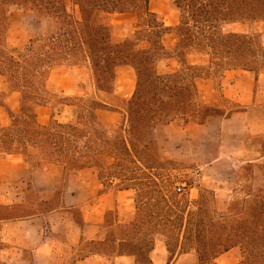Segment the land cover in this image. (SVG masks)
<instances>
[{
    "label": "trees",
    "instance_id": "trees-1",
    "mask_svg": "<svg viewBox=\"0 0 264 264\" xmlns=\"http://www.w3.org/2000/svg\"><path fill=\"white\" fill-rule=\"evenodd\" d=\"M150 2L0 0V74L10 90L20 94V109L14 111L6 104V93H0V107L9 118L7 124L0 120V154H20L31 169L48 164L70 171L94 167L102 180V169L120 167L126 158L153 169L160 161V146L150 137L151 131L177 118L203 123L213 114L200 99L199 78L220 80L227 71L237 69L255 77L264 72L261 34L224 29L229 24L264 21V0H172L179 9L173 26L151 10ZM17 11L35 13L40 24L50 22L49 31L33 37L26 49L8 42L11 16ZM128 12L138 13L139 27L115 43L109 19ZM169 34L176 39L172 50L164 41ZM193 55L208 59L192 62ZM171 59L178 68L169 67ZM84 63L102 98H61L59 104L73 107V119L60 122L53 112L50 122L42 124L38 110L51 103L48 79L52 69ZM123 66L133 68L136 75L129 100L116 95L117 71ZM102 111L122 113L119 129L104 123ZM106 157L114 163L108 166ZM247 164L253 168L254 163ZM259 169L264 176V166ZM139 180L137 187L123 186L137 190L138 213L129 226L131 232L123 233L119 244L113 239L100 243L98 252L134 255L136 264H153L151 253L161 236L172 259L177 252L193 251L197 264H216L219 257L239 248L238 264H264V190L251 189L249 195L256 198L252 204L241 206L231 217L217 218L214 205L206 199L207 194L215 199L213 192L201 190L197 208L187 210L188 205L158 189L152 174ZM148 184L157 190H148ZM140 192L155 202L139 201ZM0 264L6 263L0 260Z\"/></svg>",
    "mask_w": 264,
    "mask_h": 264
},
{
    "label": "crops",
    "instance_id": "crops-1",
    "mask_svg": "<svg viewBox=\"0 0 264 264\" xmlns=\"http://www.w3.org/2000/svg\"><path fill=\"white\" fill-rule=\"evenodd\" d=\"M119 69H127L134 81L131 98L135 71L128 66ZM199 79L204 82L202 85L197 80L200 99L215 111L203 123L177 118L164 125L165 145L169 147L166 154L183 152L184 146L201 140L210 143L218 136L211 155L215 164L223 165L227 157L238 165L264 160V72L255 77L250 71L237 69L227 71L220 80L213 76ZM6 88L0 93H6V104L14 110L8 98L18 92L11 91L8 83ZM106 112H100L102 120ZM258 139L262 142H253ZM106 163L110 166L114 159L109 157ZM27 179L34 199L17 190ZM54 195H59V202L47 207ZM0 209L5 210V214L0 212V260L6 264H63L69 260L72 264H136L134 255L97 251L100 243L113 239L119 244L123 233L131 232L128 229L138 209L136 189L107 185L94 167L70 171L62 165L48 164L31 169L22 155L1 153ZM229 253L232 251L216 261ZM232 255L233 264H238V254L233 251ZM151 259L153 264L157 260L162 264L198 263L193 251L177 252L172 259L163 237L157 238Z\"/></svg>",
    "mask_w": 264,
    "mask_h": 264
},
{
    "label": "rangeland",
    "instance_id": "rangeland-1",
    "mask_svg": "<svg viewBox=\"0 0 264 264\" xmlns=\"http://www.w3.org/2000/svg\"><path fill=\"white\" fill-rule=\"evenodd\" d=\"M150 8L160 15L167 26H173L178 22L179 9L174 6L172 0H151ZM139 20L140 17L137 12L113 14L109 19L113 42H122L127 37L133 35L135 29L139 27ZM49 29L50 22L46 21L42 25H39L38 19L33 12H16L12 16L9 46H18L26 49L33 37L45 34ZM224 29L225 31L260 33L264 44V21L234 23L227 25ZM164 41L169 49L172 50L175 47L176 39L173 34L167 35ZM189 59L192 62H196L199 59L207 61L208 57L193 55ZM168 64L171 69L178 68V64L174 59L169 60ZM217 80L219 79L217 78ZM198 81H201V79H198ZM201 84L203 85L204 82L201 81ZM133 86L134 81L129 71L127 69H118L116 95L121 100H129ZM217 86L220 87V84ZM6 87V79L0 76V90H7ZM48 87L51 91V103L39 108L38 115L39 120L43 123L50 122L53 112L55 115L54 119L60 122H69L73 119V107L59 104L61 98H102V95H97L91 70L88 64L85 63L81 66L62 65L53 68L48 79ZM202 90H204L203 87ZM19 101V93H15L8 98L9 104L15 111H19L20 109ZM214 111L212 109V113ZM102 118L110 127L119 129L123 115L120 112L109 111L103 113ZM0 119L3 124L9 122L8 114L3 107H0ZM164 125H158L150 133V137L154 141L159 140L162 145L159 147L160 161L153 162L155 168L147 169L141 164L135 165L130 162L129 158H126L120 167L102 169L103 181L107 185H113L115 187H123L128 184L137 187L136 185H139L141 182L139 180L141 177L145 174H152L157 180L159 185L158 189H162L173 199L179 200V204L188 205L187 210H195L197 208V202L200 199L201 190H207L215 194V199L209 194L206 195V199L207 202L209 201V205L210 202L214 205L212 209L217 218L231 217L237 210H241L243 205L249 206L252 204L256 198L249 195L251 189L254 191L264 190V176L259 169L260 166H264V160L254 163L251 169H249V164L240 162L238 165L235 159L229 157L223 160V165L215 164L216 161L211 158V155L218 142V136L212 138L210 143L201 140L200 143H195L190 147L184 146L183 152L175 150L173 155L170 153L166 154V150L169 147L165 145L167 131H165ZM253 142L261 143L262 139L254 140ZM179 143L181 144L180 139ZM193 149L196 151H193ZM107 158L109 157H106V160ZM242 160L245 159L242 158ZM235 164L238 165V168H236ZM123 167H125L124 170ZM121 174H126V176H121ZM126 178L128 180H125ZM30 183L29 179L25 180L22 185H19V189L17 190L18 192L24 190L29 199H34L35 196L30 191ZM180 185L184 186L185 190L179 192L177 189ZM148 186V190H157V187L153 186V184H148ZM153 196L157 198L155 192ZM52 198L50 205H47V207H53L59 202V195H54ZM138 199L139 201L147 200L150 203L155 202L151 198L146 199V195L143 192L139 193ZM261 200L264 201V198L262 197ZM0 212L1 214H5L4 209H0ZM18 213L22 212L18 210ZM146 235L147 238H151L149 233H146ZM158 238L162 239L161 236H158ZM239 250V248L233 249L232 253L216 261L217 264L235 263L231 260L233 257L232 254L234 251L239 256ZM63 264H72V261L69 260ZM157 264L162 263L160 260H157Z\"/></svg>",
    "mask_w": 264,
    "mask_h": 264
},
{
    "label": "built area",
    "instance_id": "built-area-1",
    "mask_svg": "<svg viewBox=\"0 0 264 264\" xmlns=\"http://www.w3.org/2000/svg\"><path fill=\"white\" fill-rule=\"evenodd\" d=\"M177 190H178L179 192H181V191H183V190H185V189H184V186H181V185H180V186H178V189H177Z\"/></svg>",
    "mask_w": 264,
    "mask_h": 264
}]
</instances>
